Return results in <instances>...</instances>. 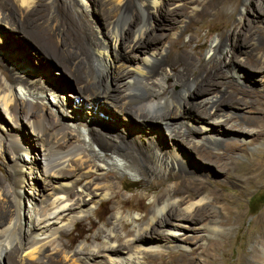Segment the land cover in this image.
Here are the masks:
<instances>
[{
    "label": "bare ground",
    "instance_id": "bare-ground-1",
    "mask_svg": "<svg viewBox=\"0 0 264 264\" xmlns=\"http://www.w3.org/2000/svg\"><path fill=\"white\" fill-rule=\"evenodd\" d=\"M48 1L0 0V41L6 33L3 25L12 27L16 33L12 38L22 39L18 44L14 41L11 61L7 63L12 77L7 76L5 66L0 63V73L4 75L0 79V105L12 123L0 149L6 153V144H9L15 154L11 174L0 178V264L6 260L9 264H96L99 261L144 264V257L160 254L165 249L191 248L187 242H180L178 234L194 229L190 227L192 223L204 226L207 232L223 231L219 219L225 217L228 207L217 191H211L213 198L204 191L214 183L226 186L255 184L259 180L262 173L257 169L243 172L240 163L236 171L232 168L238 164L234 154L243 147L233 132H241L243 141L249 140V144L264 136V119L257 121L256 118L260 112L255 107L259 94L233 81L221 91L217 81L219 67L202 60L201 52L191 55L187 45L179 46L172 54L178 44L175 41L171 43L173 50L166 55L151 52L137 65L131 60L133 76H127L125 69L115 72L113 80L117 86L108 94L110 74L103 76L99 64L111 69L116 67V61L125 56L118 51L122 46L127 50H153L152 46H158L166 37L158 31L166 29L165 22L175 20L179 12L166 10V4L173 0L160 6L163 12L158 9L161 0H108L110 8H104V16L110 21L109 31L100 39L82 28L80 19L85 17L77 11L78 20H62L63 31H60L58 20L54 19L56 13L64 14V0ZM60 1L62 7L57 6L51 19L52 8ZM234 1L236 6L243 2ZM193 20L190 18V22ZM58 30L63 34V42L58 40ZM29 46L35 49L37 58L55 59L92 102L88 104L79 98L81 101L75 105L64 99L57 102L59 109L50 110L47 96L58 99V89L46 78V66L37 70L28 64L24 53ZM196 59L199 63L194 70ZM170 83L179 85L180 90L169 93ZM187 90L194 100L203 98L198 106L184 102ZM217 92L220 93L214 97H205ZM112 97L113 106L123 114L122 125L117 128L94 119L97 107L100 109L104 102L108 104ZM86 106L92 108L86 110ZM194 108L198 114H194ZM70 113L74 118L70 119ZM130 114L136 117L137 125H131ZM193 118L202 122L203 131L188 127L191 120L187 119ZM45 123V129L39 130ZM25 125L30 127L29 134L43 160L38 173L44 181H53L43 194L37 192L35 184L27 185L28 205L22 204L23 169L27 170L26 175L28 171L32 174L37 164L36 158H31L33 142L28 146L30 143L22 135ZM164 138L168 139L164 141L166 144ZM206 145L215 149L225 146L227 151L215 153ZM58 150L68 153L64 157H51ZM111 170L145 179L153 186L151 190L171 178L179 180V186L154 197L151 209L142 219L125 216L124 206H119L122 202L118 200L104 229L95 236L85 239L76 250L70 240L62 243L69 226L75 228L84 223L93 208L104 201L121 198V186L111 180L114 176ZM212 175L216 176L214 181L208 182ZM261 221L264 222V216ZM131 222L135 224L134 229L128 232ZM78 239L73 237L72 241ZM193 239L199 240V236L187 241ZM195 262L193 257L181 255L174 264Z\"/></svg>",
    "mask_w": 264,
    "mask_h": 264
},
{
    "label": "rangeland",
    "instance_id": "rangeland-1",
    "mask_svg": "<svg viewBox=\"0 0 264 264\" xmlns=\"http://www.w3.org/2000/svg\"><path fill=\"white\" fill-rule=\"evenodd\" d=\"M166 1L167 0H161L162 3L159 5V11L163 12L162 7ZM48 2L52 3L53 0H49ZM146 5H149L148 2H146ZM161 5L162 7H160ZM57 6L61 8L62 2L60 1L55 5L56 8H52V14L50 15L51 19H54L53 15L54 11H57ZM106 6H110L108 0H83L81 3L79 0H64V14L59 12L57 15L56 13V19L54 20H58V28L60 31H63V27H61L62 20H64V22L69 20L77 21L76 14L78 12V14L85 17L80 19L82 28L97 34L98 39H100V37H103L105 33L109 31L110 21L104 16V8ZM165 7L166 10L171 9L179 12L178 15L174 17L175 20L165 22L167 24L166 29L158 31V34L160 33L166 36L158 46H152L154 48L153 50H127L126 46H122L118 51L122 54L124 53L125 56H123L121 60L116 61V67L111 69L105 64H99V71L103 76H106L108 73L110 74V81L107 83V87L109 88L108 94H112L111 90L117 86L113 80L115 72L119 73L125 69L124 72L128 74L127 76H133L134 70L130 66L131 63L136 65L142 63L151 52L166 55L169 51L173 50L171 43L175 41L178 42V44L177 47L174 48L172 54L178 51L179 46L184 47L187 45L191 55H194L196 52H201L202 60L211 62L219 67V77L217 81L221 84V91H224L229 81H233L238 86H247L249 89L258 93V99L260 100L255 107H257L260 112L256 115V118L257 121L264 119V0H243L242 4L239 6L235 5L234 0H173L166 4ZM218 11L221 13H217ZM190 18H194V20L190 22ZM21 24L24 25L23 22ZM3 26L5 27L6 33L0 41V63L5 66L7 76L12 77L13 73L11 69L7 68V63L11 61V54L13 53V48H15L14 44L18 39L15 40V38H12V35H16V33L11 30L12 27L10 25ZM126 29H128V26ZM60 31L58 30V40L59 42H63V34ZM182 31L185 33H182ZM21 40L22 39L19 41ZM29 47L30 48L24 53V55H26L25 58L27 57L26 59L29 61L28 64L30 63L33 66L32 68H38L37 70H39L42 65H44L43 68L46 66V68H44V71L48 75L46 78L51 84L57 86L58 99L47 96V100L50 102L51 106L49 107L50 110L51 108L59 109L57 102L64 99L71 103L73 102L75 105L81 100H84L88 104L92 102V100H89L86 94L78 88L79 86L69 77V74L64 72L63 68L58 65L55 59L49 60L44 57L37 58L34 52L35 49L31 46ZM125 51L127 52L125 53ZM173 56L174 55H172V57ZM131 60L132 62L130 63ZM251 62L254 64L253 66L257 67H253ZM198 63L199 61L196 59L193 67L194 70ZM100 67L102 69H100ZM167 69L172 74L170 67H167ZM3 77L4 75L0 73V79ZM111 77H113L112 80ZM192 89L194 88L191 87V90ZM168 90L169 93L173 91L177 92L180 90V86L175 83H170ZM219 93L220 92L213 93L205 97H214ZM112 98L109 99L110 103L108 102V104L107 102L102 103V100L99 101L102 103L101 106L104 111H102L101 106L100 109L97 107V110H95L97 114H95L94 119L110 128H117L122 125L120 119L123 118V114L120 115L121 113L119 114L118 110L115 109L112 104L115 100ZM202 99L198 98L194 100L189 90H187L183 96L184 102H194L197 103V106L202 102ZM126 105L129 106V104ZM75 108L77 107L75 106ZM84 108L89 110L92 107L86 106ZM206 108L208 109L210 107ZM222 108L226 109L224 106ZM183 109L184 108L181 107V110ZM193 111L194 114H198L197 109ZM82 114L83 112L81 116L84 115ZM70 115V119L71 117L74 118L72 116L73 113H70ZM129 116L131 118V125H137L138 121L135 119L136 117L134 118L131 114ZM187 120H191V125L188 127L203 131V124L201 121L195 118ZM11 124L12 123H9L7 119L6 111L0 105V143L7 137ZM45 126H47L46 123L45 125H41L39 130H44ZM29 131L30 127L25 125L22 135L27 144L30 143L28 146L33 142L32 145L34 148L32 147L33 151L31 150V158H36L37 170L34 169L32 174L28 171V175H26L27 170L23 169L25 183L23 184L22 204L24 205H28L26 197L30 192L27 185L31 183L35 184L37 192L43 194L50 189L51 186H49V184H53V181L49 180V183L48 180L44 181L43 176L38 173V169L43 165V160L37 152L38 148L33 138H31ZM43 133L45 134L46 132L44 131ZM241 134L242 133L239 131H234L232 134L233 136H237L240 144L243 145L242 150L237 151L233 156L235 163H238L237 165H233V171L238 169L240 163L244 168L243 172L246 170V172H251L252 169H257L262 174L255 184L244 182L241 185L234 183L226 186H218L215 183L214 185H208L210 189L206 188L204 191L205 194L213 198L211 191H217L222 198V202L228 207L225 217L219 219L222 223L223 231L207 232L204 226L192 223L190 227L196 228V231L191 229L178 234L180 242H187L191 248H168L163 250L160 254L144 257L142 263L174 264L176 259H180L181 255H185L188 258L193 257L196 259L195 264H264V222L261 221V217L264 216V136L258 142L249 144V140L246 142L243 141V138L240 136ZM30 140L31 142H28ZM166 140L164 138L163 142ZM198 143L205 144L203 141H199ZM169 144L171 145V141ZM206 147L215 153H226L227 151L225 146L217 149L213 147L210 148L208 145H206ZM6 148V153L0 149L1 179L11 174L10 171L14 166V148L9 144H6ZM63 151L64 150L55 151V153H51V157H64L68 152ZM191 165L194 167L193 163ZM196 167H198L197 164H195V168ZM199 167L198 169H200ZM58 169H61V167ZM62 169L64 168L62 167ZM110 173L114 174L111 180L121 186L119 190L121 198L104 201L101 205H97L93 208V212L88 215V219H86L84 223L77 224L75 228L74 226H69L66 231L68 234L65 236L62 243L70 240L73 246L72 248L76 250L85 239L88 237L90 238V236H95L99 230L104 229L106 219L111 215V208L118 200L122 202L118 205L124 206L123 211L125 216L142 219L151 209V203L154 197L167 189L179 186V180L171 178L168 182L161 183V185L159 184L160 186L158 185L157 189L154 188L151 190L153 186L145 179L133 178L128 174H121L116 170H111ZM35 176L38 178H34ZM214 177L216 176L212 175V179H209L208 182H213ZM158 183L159 182H156V184ZM140 199L144 200L140 201ZM219 216L221 215L219 214ZM237 217L238 219H236ZM134 225L135 224L131 222L127 231H132ZM192 236H199V240L193 239L192 241H187ZM73 237H80V239L73 242ZM208 248L211 250H207ZM193 250L197 251L196 254L192 255ZM181 262H183V260ZM2 264L9 263H7L6 260V262ZM96 264H103V262L99 261Z\"/></svg>",
    "mask_w": 264,
    "mask_h": 264
},
{
    "label": "trees",
    "instance_id": "trees-1",
    "mask_svg": "<svg viewBox=\"0 0 264 264\" xmlns=\"http://www.w3.org/2000/svg\"><path fill=\"white\" fill-rule=\"evenodd\" d=\"M126 190V189H125Z\"/></svg>",
    "mask_w": 264,
    "mask_h": 264
}]
</instances>
